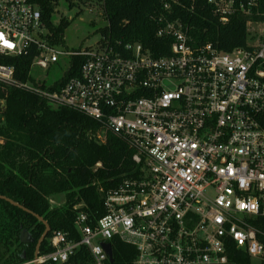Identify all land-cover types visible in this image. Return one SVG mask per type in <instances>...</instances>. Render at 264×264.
<instances>
[{"label":"built area","instance_id":"obj_1","mask_svg":"<svg viewBox=\"0 0 264 264\" xmlns=\"http://www.w3.org/2000/svg\"><path fill=\"white\" fill-rule=\"evenodd\" d=\"M178 3L162 0V9ZM208 3L222 23L237 11L264 14L258 0ZM158 20L157 36L172 38L168 55L108 40L65 49L36 5L0 0V123L7 88L31 92L96 121L99 141L121 138L136 166L99 188L103 214L94 221L74 203L76 236L53 231L38 264L64 263L80 245L93 264H110L103 243L112 240L134 248L132 264H225L230 246L264 264V21L250 18L246 46L221 52L195 45L178 19ZM72 56L81 61L68 77ZM13 57H30L26 80ZM53 66L65 71L47 84Z\"/></svg>","mask_w":264,"mask_h":264},{"label":"trees","instance_id":"obj_2","mask_svg":"<svg viewBox=\"0 0 264 264\" xmlns=\"http://www.w3.org/2000/svg\"><path fill=\"white\" fill-rule=\"evenodd\" d=\"M41 12L42 21L51 32L50 39L63 45V33L69 21L62 17L57 24L52 16L58 0H29ZM69 7L87 0H66ZM107 21L99 28L100 40L110 44L140 43L153 56L168 55L171 37L157 36L158 18L178 19L195 45L210 43L221 52L245 47L247 21H264L263 15L245 16L237 11L222 23L208 0H179L170 12L162 9V0H100ZM264 13V0H258ZM156 18V19H155ZM117 47V46H116ZM80 57L72 56L68 77L78 73ZM16 76L26 80L30 57H13ZM0 123V195L24 206L48 224L50 230L39 246V255L49 253L53 231L76 236L72 205L83 201L92 221L103 214V192L116 186L136 168L132 150L121 138L106 133L99 141V124L68 107H53L37 95L18 88H7L6 107ZM264 125V115L261 118ZM100 162V166L95 164ZM65 196L56 207L51 198ZM6 200L0 199V264H31L36 243L44 231L38 218ZM25 229L32 241H20ZM111 264H132L135 250L118 240L110 241ZM225 264H252L243 251L230 246ZM40 264H93L88 249L80 245L66 262Z\"/></svg>","mask_w":264,"mask_h":264},{"label":"rangeland","instance_id":"obj_3","mask_svg":"<svg viewBox=\"0 0 264 264\" xmlns=\"http://www.w3.org/2000/svg\"><path fill=\"white\" fill-rule=\"evenodd\" d=\"M62 17L69 21V25L63 33L62 47L65 49H83L94 46L101 38L98 29L103 28L107 23L100 0H87L80 3L79 6L73 5L72 7H69L66 0H58L55 13L52 16V23L57 24ZM253 26L256 31L258 27ZM248 41L250 40L248 39ZM64 71V66H53L46 83L50 84L60 79ZM34 74L37 77L44 75L40 71H36ZM50 202L53 206H62L65 203V196L59 194L52 197ZM252 264H258V262L253 260Z\"/></svg>","mask_w":264,"mask_h":264},{"label":"water","instance_id":"obj_4","mask_svg":"<svg viewBox=\"0 0 264 264\" xmlns=\"http://www.w3.org/2000/svg\"><path fill=\"white\" fill-rule=\"evenodd\" d=\"M0 199H3V200H6L8 201L9 203H11L12 205L14 206H17L19 207L20 209L24 210L25 212H28L32 215H35L32 211L26 209L24 206L14 202L13 200L5 197V196H2L0 195ZM39 221H41L43 224H44V231L43 233L41 234V236L39 237L37 243H36V247H35V252H34V257H33V261L31 264H38L36 259L38 258V250H39V246L41 244V242L47 237L48 233H49V226L48 224L46 223V221H44L41 217L35 215ZM20 241L23 242V243H28L30 241H32V238L30 237L29 233L25 230V229H22L20 231ZM103 246H104V249L108 255V258H109V263L111 264L112 263V250H111V245L109 243H103Z\"/></svg>","mask_w":264,"mask_h":264},{"label":"snow or ice","instance_id":"obj_5","mask_svg":"<svg viewBox=\"0 0 264 264\" xmlns=\"http://www.w3.org/2000/svg\"><path fill=\"white\" fill-rule=\"evenodd\" d=\"M0 38H2V37H0ZM8 46H9V47H11V45H10V44H9Z\"/></svg>","mask_w":264,"mask_h":264}]
</instances>
